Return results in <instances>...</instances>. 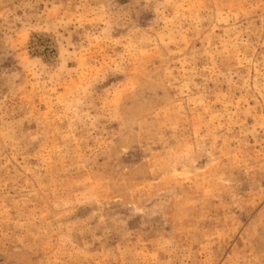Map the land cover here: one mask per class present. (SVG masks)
Segmentation results:
<instances>
[{
    "label": "rangeland",
    "instance_id": "obj_1",
    "mask_svg": "<svg viewBox=\"0 0 264 264\" xmlns=\"http://www.w3.org/2000/svg\"><path fill=\"white\" fill-rule=\"evenodd\" d=\"M0 264H264V0H0Z\"/></svg>",
    "mask_w": 264,
    "mask_h": 264
}]
</instances>
